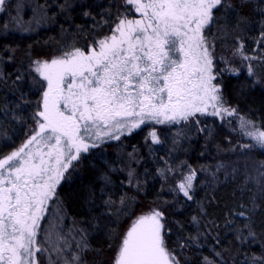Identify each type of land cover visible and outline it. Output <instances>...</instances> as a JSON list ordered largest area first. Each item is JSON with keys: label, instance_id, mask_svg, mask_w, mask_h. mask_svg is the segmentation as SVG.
<instances>
[{"label": "snow or ice", "instance_id": "1", "mask_svg": "<svg viewBox=\"0 0 264 264\" xmlns=\"http://www.w3.org/2000/svg\"><path fill=\"white\" fill-rule=\"evenodd\" d=\"M122 5L114 19L110 11L109 19L101 17V24L108 25V30L85 47L65 43L58 55L31 60L33 82H43L31 117L34 126L19 146L7 152L3 151L10 147L7 143L0 147V264H42L43 256L49 264L60 260L63 264H84L79 253H73L70 259L65 256L71 244L58 233L57 240L52 241L51 220L49 227L42 229L48 205L58 201L57 188L66 174L71 176L70 169L74 172L81 166L90 150L131 136L144 125H179L203 132L208 122L202 117H218L221 121L234 117L237 128L233 131L251 141L241 147L264 149V127L228 104L225 85L218 79L223 72L239 76V71L216 66L215 46L209 40L221 15L231 14L238 17V24L247 23L243 9L249 7L250 0H122ZM9 6L8 0H0V13ZM21 6L18 3L17 7ZM72 6L66 0L62 10ZM83 16L88 18L91 13L84 11ZM17 27L21 32L30 30ZM261 43L264 21L257 40ZM233 55L243 61L264 60V55H247L239 41ZM247 75L255 76L251 64ZM22 78L18 75L16 80ZM245 87L238 85V94L243 96ZM247 87L254 84L250 81ZM180 135L178 132L177 137ZM7 139L0 131V141ZM148 139L153 145L162 143L154 128ZM187 167L188 173L173 190L191 201L197 173ZM173 171L169 168L167 173ZM158 172L167 175L162 169ZM100 178L105 187L111 184L108 173ZM128 183L139 186L131 166ZM103 203L111 209L116 201L109 196ZM119 204L124 207V197ZM168 231L163 211L152 209L139 215L122 236L113 264H180L166 243ZM248 237L254 234H237L241 243H250ZM87 247L82 236L76 248ZM205 261L217 264L207 258ZM246 264H264V254L252 256Z\"/></svg>", "mask_w": 264, "mask_h": 264}, {"label": "trees", "instance_id": "2", "mask_svg": "<svg viewBox=\"0 0 264 264\" xmlns=\"http://www.w3.org/2000/svg\"><path fill=\"white\" fill-rule=\"evenodd\" d=\"M18 3L22 6L17 7ZM65 3L66 0H8L10 6L0 13V131L8 137L0 141V147L3 143L10 146L3 149L5 152L19 146L34 126L31 117L43 82H33L31 60L58 55L65 43L85 47L108 30V25L101 24V17L109 19L110 11L114 19L117 9L123 6L122 0H67L73 6L64 11ZM261 8V0H250L249 7L243 9L248 21L244 24H238V17L231 14L219 16L209 40L215 46L216 66L234 67L240 73L235 76L226 71L218 76L225 85L228 104L264 127V60L243 61L233 55L238 41L250 57L264 55V43L257 44L264 21ZM84 11L91 16L85 18ZM94 24L101 26L94 28ZM18 25L30 30L21 32ZM249 64L254 77L247 75ZM18 75L23 78L16 80ZM250 81L254 87H247ZM240 84L246 86L243 96L237 91ZM201 120L208 122L203 132L195 127H181L178 131L157 127L162 143L153 145L146 140L149 127L142 126L131 136L89 153L57 188L56 211L50 214L49 210L41 222L42 229H47L51 220L52 241L57 240L58 233L71 244L65 252L69 259L79 253L84 264H113L121 238L132 222L158 209L164 212L169 230L166 243L180 264H206L205 258L217 264H246L252 256L264 254V149L241 147L251 141L233 131L237 128L234 117ZM129 166L135 169L138 187L128 183ZM187 166L197 173L191 201L173 190L181 176L188 173ZM169 168L174 171L167 173ZM158 169L164 170L166 177ZM104 173L111 178L107 187L100 178ZM109 196L116 201L111 209L103 203ZM121 197L125 199L124 207L119 204ZM240 231L245 237L249 231L254 234L248 237L250 243L237 239ZM82 236L88 245L83 250L76 248ZM181 244L188 246L182 248ZM41 260L49 264L47 256Z\"/></svg>", "mask_w": 264, "mask_h": 264}, {"label": "rangeland", "instance_id": "3", "mask_svg": "<svg viewBox=\"0 0 264 264\" xmlns=\"http://www.w3.org/2000/svg\"><path fill=\"white\" fill-rule=\"evenodd\" d=\"M202 118H205V117H202ZM206 118H210V119H217V120H221L220 118H218V117H206ZM230 118H232V117H226L225 118V120H227V119H230ZM144 126H147V127H149V129H150V131L154 128V129H156L157 127H163V126H165L166 128H169V126H166V125H144ZM182 126H174V127H171V128H173V129H175L176 131H178V130H181L182 128H181ZM139 130V129H138ZM122 138V137H121ZM112 142H117V141H112ZM94 150H96V149H92V150H90V153L92 152V151H94ZM69 171H71V169L69 170ZM68 176V174H66V177ZM63 182V181H62ZM62 182H61V184H62ZM60 184V185H61ZM56 208H57V203H56V201H54V202H50L49 203V205H48V209L50 210V214H53L52 213V210L53 211H56ZM52 217V216H51ZM50 217V218H51Z\"/></svg>", "mask_w": 264, "mask_h": 264}]
</instances>
